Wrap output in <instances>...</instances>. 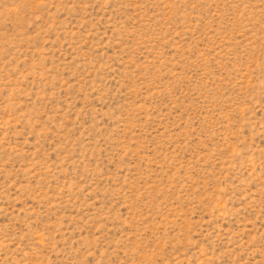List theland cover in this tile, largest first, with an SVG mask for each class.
<instances>
[{
    "label": "rangeland",
    "instance_id": "obj_1",
    "mask_svg": "<svg viewBox=\"0 0 264 264\" xmlns=\"http://www.w3.org/2000/svg\"><path fill=\"white\" fill-rule=\"evenodd\" d=\"M0 264H264V0H0Z\"/></svg>",
    "mask_w": 264,
    "mask_h": 264
}]
</instances>
